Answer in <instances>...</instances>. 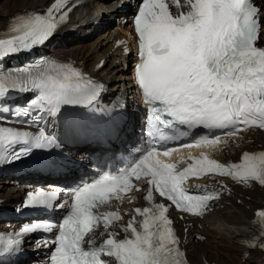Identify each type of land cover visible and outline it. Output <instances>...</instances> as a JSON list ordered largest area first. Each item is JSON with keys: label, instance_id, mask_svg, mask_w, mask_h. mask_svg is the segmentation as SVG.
I'll return each mask as SVG.
<instances>
[{"label": "snow or ice", "instance_id": "snow-or-ice-1", "mask_svg": "<svg viewBox=\"0 0 264 264\" xmlns=\"http://www.w3.org/2000/svg\"><path fill=\"white\" fill-rule=\"evenodd\" d=\"M70 12V0H54L44 14L14 18L10 34L0 38V104L11 94L27 98L19 111L4 108L12 113L4 119L37 129L0 126V166L61 149L65 127H87L102 118L98 112L111 115L101 107L105 86L78 67L43 56L5 63L44 46ZM134 26L135 79L150 106L146 151L119 174L101 175L70 192V204L59 202L56 191L29 192L23 208L67 209L66 215L58 225L35 222L0 234V264L23 253L28 234L57 227L54 239L37 241L50 249L46 264H188L170 210L202 215L226 187L219 178L264 186V150L243 151L238 162L207 153L173 163L160 158L175 146L223 148L243 130H264V6L254 0H142ZM204 177L217 178L220 187L195 184L198 191L190 192L187 182ZM144 186L147 206L130 209L128 222L119 223L123 216L111 210V201L131 203L129 194ZM155 194L162 202H155ZM256 215L259 242L251 247L264 250V209Z\"/></svg>", "mask_w": 264, "mask_h": 264}, {"label": "bare ground", "instance_id": "bare-ground-1", "mask_svg": "<svg viewBox=\"0 0 264 264\" xmlns=\"http://www.w3.org/2000/svg\"><path fill=\"white\" fill-rule=\"evenodd\" d=\"M49 0H0V22L6 21L16 10L29 5H38ZM120 0H107V2ZM264 6V0H258ZM96 1L87 3L83 11L87 13L98 12L95 7ZM104 12V11H103ZM117 10L114 11V13ZM112 13V12H111ZM127 23H117L107 30L101 32L94 30L92 34L88 32L91 28L88 25H81L77 31H71L69 35L50 47V51L57 57L64 58L71 55L76 59H82L85 64L93 67L95 62L102 56H106L108 63L95 71L108 81L109 93L112 96L126 95L129 91L134 92L132 83L127 79L129 69L123 64V59L116 49L112 54L109 49L112 46V37L125 31ZM87 34V36H81ZM75 35L78 39H75ZM121 61L119 62V59ZM242 145L259 146L264 145V131L254 130L239 137ZM228 150H236L235 146H229ZM79 157H84V153L75 152ZM28 182H18L16 179L5 178L0 180V194L6 196V205H12L22 196ZM236 195H225L218 199L213 208L201 218V230L206 234V238L194 241L190 244V256L193 260H202L207 257L210 260H217L223 264H264V253L259 249H248L240 242V238L250 231V220L253 216V209L261 206L264 200V189L257 187H241L235 185ZM242 197L243 202H238L237 198ZM141 198V196H140ZM193 218V217H191ZM33 239H30L27 246L31 247ZM42 248L40 247L39 250ZM243 254V255H242ZM38 260L34 254L28 262ZM31 262L30 264H32Z\"/></svg>", "mask_w": 264, "mask_h": 264}]
</instances>
